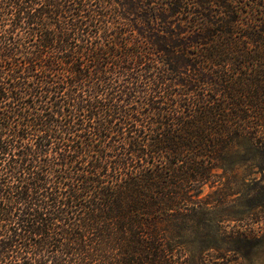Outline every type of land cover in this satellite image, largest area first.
Here are the masks:
<instances>
[{"label": "trees", "instance_id": "obj_1", "mask_svg": "<svg viewBox=\"0 0 264 264\" xmlns=\"http://www.w3.org/2000/svg\"><path fill=\"white\" fill-rule=\"evenodd\" d=\"M254 169L264 0H0V264L220 260Z\"/></svg>", "mask_w": 264, "mask_h": 264}, {"label": "rangeland", "instance_id": "obj_2", "mask_svg": "<svg viewBox=\"0 0 264 264\" xmlns=\"http://www.w3.org/2000/svg\"><path fill=\"white\" fill-rule=\"evenodd\" d=\"M216 173L220 175L222 171ZM233 180L236 185L228 192L231 194L227 199L230 202L209 215L214 220L223 219V228L227 235L230 234L225 244L228 251L221 253L220 260L210 252L205 257V263L264 264V174L254 169L252 174L246 176V173L238 170ZM224 182L225 178L215 186L205 185L202 196L212 194L219 187L218 183ZM232 233H241L238 242H231Z\"/></svg>", "mask_w": 264, "mask_h": 264}]
</instances>
